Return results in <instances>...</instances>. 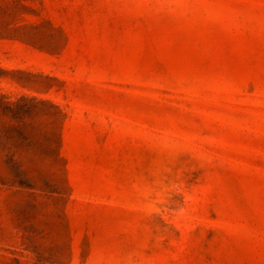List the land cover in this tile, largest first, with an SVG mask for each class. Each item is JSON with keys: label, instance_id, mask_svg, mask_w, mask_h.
<instances>
[{"label": "rangeland", "instance_id": "374dc122", "mask_svg": "<svg viewBox=\"0 0 264 264\" xmlns=\"http://www.w3.org/2000/svg\"><path fill=\"white\" fill-rule=\"evenodd\" d=\"M0 264H264V0H0Z\"/></svg>", "mask_w": 264, "mask_h": 264}]
</instances>
